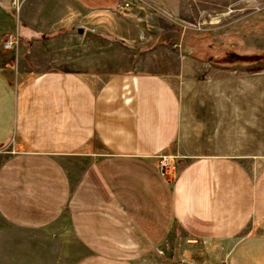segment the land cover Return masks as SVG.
Here are the masks:
<instances>
[{"label": "crops", "instance_id": "0c3cea01", "mask_svg": "<svg viewBox=\"0 0 264 264\" xmlns=\"http://www.w3.org/2000/svg\"><path fill=\"white\" fill-rule=\"evenodd\" d=\"M50 1L36 8L49 15ZM136 1L128 12L114 0L72 1L67 30L140 48L150 16L177 17L185 0ZM9 6L0 0V215L9 224L51 230L68 264H229L264 238V86L225 89L222 62L191 56L186 77H89L53 62L45 28L5 51ZM212 74L215 87L201 88ZM164 155L174 160L162 174Z\"/></svg>", "mask_w": 264, "mask_h": 264}, {"label": "rangeland", "instance_id": "374dc122", "mask_svg": "<svg viewBox=\"0 0 264 264\" xmlns=\"http://www.w3.org/2000/svg\"><path fill=\"white\" fill-rule=\"evenodd\" d=\"M72 1L75 0H51L46 6L51 8V14L47 15L46 9L39 11L36 8L40 5L39 0H19L17 5L10 0L12 18L8 31L18 33L19 43L11 50H3H16L24 32L28 34L31 31L33 36L37 29L45 28L52 30V37L44 46L49 47L53 62L89 77L124 70L166 71L183 76L187 66L182 60L191 56L204 62H222L225 89L248 88L249 84L263 89L264 0H185L177 17L150 16V35L139 44L143 45L140 48L110 42L92 33L67 30L69 23L75 20V3ZM118 2L114 0V9L128 12L138 1L134 0L125 9H117ZM30 4L32 9L26 17L29 26H24L22 14ZM61 27L66 31L58 32ZM204 65L196 66L202 68ZM212 76L214 74L207 86L201 88L215 87L216 78ZM232 76L240 81H232ZM191 83L184 81L183 87L192 92L200 88L198 84ZM259 100L262 98L257 93V111L262 110ZM165 158L168 165L162 168L161 162ZM169 160L174 159L165 155L160 157L158 164L162 174L168 172ZM51 232L19 228L0 215V264H68L61 256L59 245L50 240ZM239 256V264H264V238L254 237L243 243L228 263L237 264ZM146 260L148 264H156L159 258L152 256Z\"/></svg>", "mask_w": 264, "mask_h": 264}, {"label": "built area", "instance_id": "2783aa9c", "mask_svg": "<svg viewBox=\"0 0 264 264\" xmlns=\"http://www.w3.org/2000/svg\"><path fill=\"white\" fill-rule=\"evenodd\" d=\"M119 2L117 3V9H125L128 8L134 0H118ZM13 3L17 5L19 3V0H13ZM19 43V36L18 33L16 32H9L6 33L4 36V40L2 43V46L5 50H11L14 47H17ZM161 167L164 168L168 165L167 159H163L161 162Z\"/></svg>", "mask_w": 264, "mask_h": 264}]
</instances>
